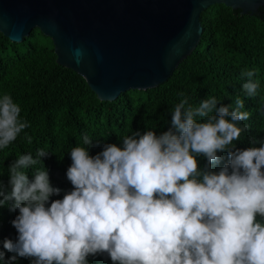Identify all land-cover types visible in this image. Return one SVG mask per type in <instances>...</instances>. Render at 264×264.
Instances as JSON below:
<instances>
[{
  "label": "clouds",
  "instance_id": "9594fccd",
  "mask_svg": "<svg viewBox=\"0 0 264 264\" xmlns=\"http://www.w3.org/2000/svg\"><path fill=\"white\" fill-rule=\"evenodd\" d=\"M258 74L243 69L241 79L246 97H260L264 116ZM178 95L168 131H133L120 138L122 146L106 145L95 156L84 133L70 150L73 190L63 199L51 200L62 190L44 166L49 152L19 155L9 170L10 194L0 182V207L14 201L19 212L12 222L18 239L3 247L32 264H90L89 256L104 253L113 264H264V142L233 150L250 127L245 100L218 108L214 95L196 105ZM21 112L11 94H0V151L31 127ZM225 152L228 163L213 171ZM16 259L0 251V264Z\"/></svg>",
  "mask_w": 264,
  "mask_h": 264
},
{
  "label": "trees",
  "instance_id": "16d2710c",
  "mask_svg": "<svg viewBox=\"0 0 264 264\" xmlns=\"http://www.w3.org/2000/svg\"><path fill=\"white\" fill-rule=\"evenodd\" d=\"M201 22L203 35L199 46L166 83L154 89L123 93L113 102L101 101L82 76L59 65L52 39L39 29L22 43L12 42L0 32V94L9 93L20 104L21 118L31 124L25 133L32 137L29 144L25 133H21L7 149L0 151V182L6 194L12 190L9 170L18 156L35 155L38 149H44L49 152L43 163L50 181L62 190L60 196L51 200L63 199L73 190L66 175L72 165L70 150L82 145L84 133L93 138L90 155L95 156L106 145L122 146L123 136L133 131H168L180 92H185L193 105L214 95L220 101L218 108L234 106L238 96L243 98L244 111L250 112V119L243 123L250 127L235 142L233 150L260 147L261 144L251 142H264L260 97L245 96L241 71L259 69L260 95L264 96V7L255 15H243L240 10L214 5L202 14ZM219 155L223 163L213 164V171H219L230 159L226 152ZM198 163L204 168L207 160L199 157ZM29 178L33 179L32 170ZM13 203L0 207V251L6 261L15 255V264H32V258L19 257L3 247L4 241L16 242L19 235L12 223L19 215L18 210L11 208ZM88 259L90 264H113L107 253Z\"/></svg>",
  "mask_w": 264,
  "mask_h": 264
},
{
  "label": "water",
  "instance_id": "95a60500",
  "mask_svg": "<svg viewBox=\"0 0 264 264\" xmlns=\"http://www.w3.org/2000/svg\"><path fill=\"white\" fill-rule=\"evenodd\" d=\"M214 5L255 15L264 0H0V32L22 43L39 29L59 65L113 102L166 83L199 46Z\"/></svg>",
  "mask_w": 264,
  "mask_h": 264
}]
</instances>
